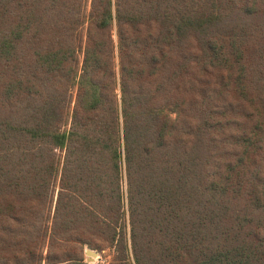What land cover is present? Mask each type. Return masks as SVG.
<instances>
[{"label": "trees", "instance_id": "16d2710c", "mask_svg": "<svg viewBox=\"0 0 264 264\" xmlns=\"http://www.w3.org/2000/svg\"><path fill=\"white\" fill-rule=\"evenodd\" d=\"M264 264V0H0V264Z\"/></svg>", "mask_w": 264, "mask_h": 264}, {"label": "rangeland", "instance_id": "374dc122", "mask_svg": "<svg viewBox=\"0 0 264 264\" xmlns=\"http://www.w3.org/2000/svg\"><path fill=\"white\" fill-rule=\"evenodd\" d=\"M88 251L93 252L94 256L89 255ZM84 259L87 264H106V261L108 260V253L100 254L93 250L86 249L84 252Z\"/></svg>", "mask_w": 264, "mask_h": 264}, {"label": "water", "instance_id": "95a60500", "mask_svg": "<svg viewBox=\"0 0 264 264\" xmlns=\"http://www.w3.org/2000/svg\"><path fill=\"white\" fill-rule=\"evenodd\" d=\"M88 254L91 255V256H94V253L91 252V251H88Z\"/></svg>", "mask_w": 264, "mask_h": 264}]
</instances>
